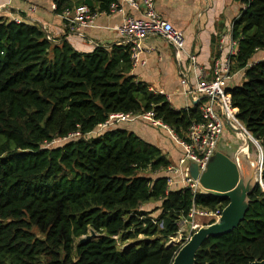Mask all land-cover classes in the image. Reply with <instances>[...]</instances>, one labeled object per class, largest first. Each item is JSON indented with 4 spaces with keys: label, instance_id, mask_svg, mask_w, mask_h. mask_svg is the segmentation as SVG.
<instances>
[{
    "label": "trees",
    "instance_id": "16d2710c",
    "mask_svg": "<svg viewBox=\"0 0 264 264\" xmlns=\"http://www.w3.org/2000/svg\"><path fill=\"white\" fill-rule=\"evenodd\" d=\"M236 1L243 8L231 30V74L242 72L244 82L226 92L262 148L263 188L247 194L236 228L203 240L194 264L264 259V60H256L264 52V0ZM115 2L54 0V12L85 5L109 14ZM132 70L127 46L79 53L37 26L0 16V264H172L185 242H170L190 211L221 213L229 205L228 198L167 189L170 163L134 133L112 126L92 136L111 115L151 113L185 141L201 120L197 104L173 109ZM56 139L65 142L46 147ZM149 203L160 211L155 220L140 210ZM90 231L95 237L74 248Z\"/></svg>",
    "mask_w": 264,
    "mask_h": 264
},
{
    "label": "crops",
    "instance_id": "0c3cea01",
    "mask_svg": "<svg viewBox=\"0 0 264 264\" xmlns=\"http://www.w3.org/2000/svg\"><path fill=\"white\" fill-rule=\"evenodd\" d=\"M53 4L54 0H0V16L11 21L18 20L23 24L37 26L48 40L53 42L65 40L79 53H91L97 47L110 50L114 46L121 45L122 40L114 30V26L121 23L120 12L99 15L94 28L81 31L79 34L65 29L63 22L52 9ZM154 5L165 20L183 32L186 50L197 55V61L207 75L210 74L215 58L229 54L231 41H225L222 49H219V40L224 35L231 39L233 22L243 8L240 2L236 0H154ZM125 11L133 16L140 15V11L133 12L126 9ZM143 47L145 53L140 55V60L144 64L135 66L132 74L149 85L151 91L165 95L173 109L181 110L193 106L190 99L181 93L180 70L187 72L190 86L194 83L185 57L178 54L170 44L161 43L158 36L146 38ZM259 54L260 52L257 56ZM256 60H264V58L256 57ZM243 82L244 74L238 72L233 74L227 86H240ZM125 123H131L130 127L126 128ZM223 123L224 127L212 167L223 158L237 165L245 177V188L248 189L253 183L250 182L251 177L257 178L260 147L251 135L244 134L226 119H223ZM120 124H117L120 128L158 147L170 163L169 165L176 164L181 155V148L169 129L159 123L154 125L141 118ZM158 128L164 133L156 130ZM201 190L207 192L200 186V192ZM195 209L196 214L191 221L197 231L215 224L221 216V214L219 216L205 215L204 211Z\"/></svg>",
    "mask_w": 264,
    "mask_h": 264
},
{
    "label": "built area",
    "instance_id": "2783aa9c",
    "mask_svg": "<svg viewBox=\"0 0 264 264\" xmlns=\"http://www.w3.org/2000/svg\"><path fill=\"white\" fill-rule=\"evenodd\" d=\"M55 8L56 6L53 4L52 9L55 10ZM125 9L133 12L140 11V15L133 16L128 14ZM113 12L122 14L121 23L114 26V30L122 40L121 45L128 47L133 68L138 64H144L140 60V55L145 53L143 42L150 36H161L164 38L189 63L194 83L193 86H190L187 72L180 70L181 93L190 99L193 106L197 104L201 120L191 123L185 141L178 140L174 136L180 145L181 155L176 164L170 165L163 172V176L166 179L167 189H187L192 194H195L199 192V182L198 179L193 180L191 178L189 165L193 163L197 166L199 176L205 172L207 164L216 153L217 145L221 139L224 127L223 119H226L248 135L244 126L237 120L236 110L232 108L230 95L226 92L227 85L233 76L231 68L234 65L233 57L237 52V44L227 35L220 38L219 49H222L225 41H231V50L227 56L217 57L213 60L210 74L207 75L199 65L197 55L186 50L183 32L176 29L157 12L154 0H116L110 6L109 14ZM109 14L92 12L87 6L81 5L71 10H65L58 16L66 30L81 34V31L94 28L95 21L99 15ZM12 21L17 24L20 23L18 20ZM193 106L185 107L183 110ZM137 118L154 125L159 123L153 120L151 113L139 116L116 114L111 115L99 129H106L120 122H128ZM195 214L196 209L193 208L188 214V219L182 222L192 220ZM204 214L210 213L204 212ZM220 214L216 212L212 215L219 216Z\"/></svg>",
    "mask_w": 264,
    "mask_h": 264
},
{
    "label": "water",
    "instance_id": "95a60500",
    "mask_svg": "<svg viewBox=\"0 0 264 264\" xmlns=\"http://www.w3.org/2000/svg\"><path fill=\"white\" fill-rule=\"evenodd\" d=\"M214 158L215 154L210 158L205 172H203L200 176L197 170V166L191 163L189 165L190 176L193 180L198 179L199 192L200 186L201 188L207 190V192L201 190L200 193L220 198H228L230 200V203L221 212V216L215 224L200 228L196 233H194V235L190 237L188 242L181 247L172 264H194L196 251L198 250L203 240L210 236L213 237L226 234L236 228L238 223L243 219L244 214L248 209L247 194L257 184L260 186V188H263L261 168L259 170V180H257V178L254 179V177L252 176L250 182L253 183L250 188L246 189L244 185L245 177L243 176V173L237 165H234L233 163L228 162L223 158L212 167V161L214 160ZM262 160L263 153L261 154L260 161ZM242 204L243 206H241ZM237 210V215L235 214L234 216V213ZM93 237H95V234L93 231H90L89 235L82 237L79 240V245H84ZM249 264H264V259Z\"/></svg>",
    "mask_w": 264,
    "mask_h": 264
},
{
    "label": "rangeland",
    "instance_id": "374dc122",
    "mask_svg": "<svg viewBox=\"0 0 264 264\" xmlns=\"http://www.w3.org/2000/svg\"><path fill=\"white\" fill-rule=\"evenodd\" d=\"M158 39H159V41L161 42V43H163V44H165V43H167L166 42V40L164 39V38H162L161 36H158ZM257 57H261V58H264V52H260V54L257 56ZM121 123V122H120ZM119 123V124H120ZM124 122H122V124H123ZM130 124L131 123H125L124 125H126L127 127L126 128H129L130 127ZM134 124V123H133ZM121 125V124H120ZM115 127H117L118 125H114ZM113 126V127H114ZM123 126V125H122ZM102 130L103 129H101V130H99V131H97V132H95L92 136H95V135H99L101 132H102ZM156 130H159L160 131V133H164L163 131H161V129H156ZM134 132V131H133ZM167 135V134H166ZM168 137H170L169 135H168ZM171 138V137H170ZM255 141V140H254ZM65 142V140H62V139H59V140H54L51 144H49V145H47L46 147H48V148H52V147H58V146H61L63 143ZM256 142V144H258L259 145V147L261 148V146H260V144L257 142V141H255ZM261 154H262V148H261V152H260V156H261ZM258 161V160H257ZM261 164H262V162H261ZM260 168H261V166H260V163H259V165H258V168H257V172H259L260 173ZM259 173L257 174V179H259V177H260V175H259ZM241 206H243V204L241 205ZM154 207H155V203H153V204H151V203H149V204H147V205H144L140 210L141 211H143V212H146L147 213V215H146V217L147 218H151V219H153V220H155L157 217H158V215H159V213H160V211H155V209H154ZM234 212V211H233ZM237 212H238V210L234 213V216H235V214L237 215ZM232 218H233V213H232ZM193 221H189V222H180V224H179V231H178V234L176 235V237L173 239V240H171V242H174V243H179V242H181V240H184V242L185 243H187L188 242V240L190 239V237L192 236V235H194V233H196L197 232V228L196 227H194V225H193V223H192ZM78 243H79V240L77 239V240H75V242H74V244H73V247L75 248L77 245H78ZM118 245L120 246V247H122L123 246V244L121 243V242H118ZM75 258V257H74Z\"/></svg>",
    "mask_w": 264,
    "mask_h": 264
},
{
    "label": "bare ground",
    "instance_id": "6f19581e",
    "mask_svg": "<svg viewBox=\"0 0 264 264\" xmlns=\"http://www.w3.org/2000/svg\"><path fill=\"white\" fill-rule=\"evenodd\" d=\"M260 152H261V151H260ZM260 157H261V156H259V161H258V164H257V168H258L259 163H260V166L262 165V164H261L262 161H260V160H261ZM257 180H259V179H257Z\"/></svg>",
    "mask_w": 264,
    "mask_h": 264
}]
</instances>
